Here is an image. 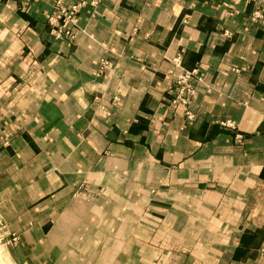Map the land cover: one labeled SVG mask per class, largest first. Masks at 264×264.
<instances>
[{"label":"crops","instance_id":"crops-1","mask_svg":"<svg viewBox=\"0 0 264 264\" xmlns=\"http://www.w3.org/2000/svg\"><path fill=\"white\" fill-rule=\"evenodd\" d=\"M84 1L69 41L51 0H0L18 262L264 264V0ZM179 51L204 78L191 123L168 105Z\"/></svg>","mask_w":264,"mask_h":264},{"label":"rangeland","instance_id":"rangeland-1","mask_svg":"<svg viewBox=\"0 0 264 264\" xmlns=\"http://www.w3.org/2000/svg\"><path fill=\"white\" fill-rule=\"evenodd\" d=\"M65 2L66 0H51L52 13L49 14L47 22L51 26L49 33L52 38L71 41L76 38L81 8L87 2L84 0L72 1L69 5H66ZM253 17H259L258 12H255ZM133 30H136V28ZM169 62L171 68L167 70L166 74L171 79L172 87L168 105L176 112L179 111L187 123H191L196 117L191 109V103L199 93L204 78L197 68L186 69L183 66L181 51L176 52L169 59ZM108 66L109 62L107 60H100L101 69ZM244 67H232V70L239 72L244 70ZM218 124L227 128L234 127V121L232 120H222ZM237 137L240 138V136ZM84 189L85 186L82 185L79 191L87 192ZM78 195H81V192H78ZM19 240V234L14 232L8 226L5 218L0 215V264H20L16 250Z\"/></svg>","mask_w":264,"mask_h":264}]
</instances>
